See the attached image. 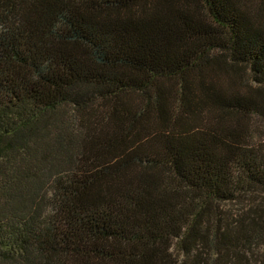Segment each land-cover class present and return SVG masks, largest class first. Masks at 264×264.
I'll return each instance as SVG.
<instances>
[{
	"label": "trees",
	"instance_id": "16d2710c",
	"mask_svg": "<svg viewBox=\"0 0 264 264\" xmlns=\"http://www.w3.org/2000/svg\"><path fill=\"white\" fill-rule=\"evenodd\" d=\"M0 264H264V0H0Z\"/></svg>",
	"mask_w": 264,
	"mask_h": 264
}]
</instances>
